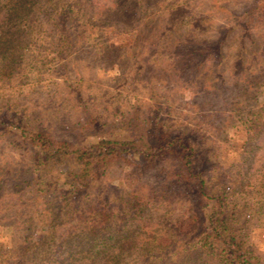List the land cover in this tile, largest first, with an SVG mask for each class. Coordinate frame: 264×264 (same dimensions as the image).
<instances>
[{"label":"trees","instance_id":"1","mask_svg":"<svg viewBox=\"0 0 264 264\" xmlns=\"http://www.w3.org/2000/svg\"><path fill=\"white\" fill-rule=\"evenodd\" d=\"M4 1L1 85L21 65L20 46L27 45L37 24L49 21L47 29L62 45L53 51L56 56L72 51L64 45V39L73 38L71 32L79 39L88 33L89 23L75 25L80 13L74 3L66 7L62 3L52 12L48 1ZM217 5L233 22L232 30H240L235 42L239 50L227 76L221 71L226 39H207L202 32L211 16H199L191 22L181 19L166 32L159 30L162 39L155 43L143 31L127 39L120 48L123 56L151 73L147 78L151 104L142 110L144 101L134 99L119 117L104 121L89 114L86 126L91 133L77 144L55 138L38 119L31 122L20 111L0 106V140L9 137L7 146L24 152L25 159L0 162V223L21 225L15 246L0 250V264H81L106 255L111 259L108 264H120L122 252L137 256L133 264H260L257 251L231 232L242 226L235 196L240 188L234 185L237 175L221 172L219 162L210 158L211 150L199 149L194 131L186 133L169 124L177 100L198 111L214 106L244 108L264 84V51L245 58L252 39L247 34L249 24L264 25V0H257L244 16L231 15L224 4ZM183 24L196 27L184 32L181 40L171 38ZM99 34L96 37L102 31ZM186 39L192 47L185 48ZM148 51L151 57L139 59L141 52ZM120 56L117 53L116 59ZM145 75L139 73L135 83ZM169 88L177 92L175 99ZM216 109L214 116L222 115ZM261 118L247 125L250 152L256 150L252 144ZM227 127L221 125L216 132ZM115 165L128 168L125 178L106 185ZM183 187L190 192L184 193ZM257 202L253 213L264 220V202ZM153 212L156 227L149 223ZM38 251L45 252L41 259Z\"/></svg>","mask_w":264,"mask_h":264},{"label":"rangeland","instance_id":"2","mask_svg":"<svg viewBox=\"0 0 264 264\" xmlns=\"http://www.w3.org/2000/svg\"><path fill=\"white\" fill-rule=\"evenodd\" d=\"M47 1L52 12L58 11L62 3H65V7L74 3V9L80 13V19H77L75 25L89 23L88 33L79 39L76 33L71 32L73 38L64 39V45H69L72 51L56 56L53 51L60 49L62 45L55 40L51 30L47 29L49 21L37 24L27 45L20 46L23 53L19 59L21 65L10 80L0 84V106L20 111V115L31 122L38 119L50 129L55 138L76 143L91 133L86 126L89 114L104 121L115 115L119 117L120 113L133 105L134 99L144 101L142 110L151 104L147 95L150 88L148 76L151 73L147 68L145 71L140 70V63L135 64L126 59L128 55L124 54V57L123 49H120L135 32L143 31V35H149V40L155 43L162 39L159 30L166 32L175 28L181 19L191 22L199 16H211V22L203 26L202 34L211 41L219 37L226 39L222 49L226 59L221 71L226 72L227 76L239 50L235 42L240 30H232L233 22L219 9L217 3L224 4L226 12L231 15L244 16V12L257 0H38L40 4ZM4 2L0 0V7ZM1 15L3 10L0 8V17ZM194 25L195 28L196 24ZM194 28L192 24L181 25L178 33L172 34L171 38L178 41L184 32ZM248 29L247 34L252 39L246 45L249 47L246 59L260 49L264 51V25L260 22L251 23ZM100 31L102 36L98 38L96 35H100ZM111 31L117 34L112 36ZM183 41L185 48L192 47L187 39ZM136 51L140 52V49L136 47ZM117 53H121L120 59H116ZM141 53L139 59L151 57L149 51ZM146 72L147 75L136 84L139 73ZM231 91L234 96L235 92L233 89ZM158 92L161 94L162 90ZM168 93L176 98L174 96L177 92L173 93L169 88ZM206 108L202 111L194 110L177 100L174 111L169 116V124L181 127L186 133L194 131L199 149L211 150L210 158L219 162L221 172L225 170L229 176L237 175L234 185L240 188L235 196L239 204L238 220L242 226L233 227L231 232L257 251L260 264H264V220L253 213L258 206L257 201L264 202V84L257 88L255 97L244 108ZM216 108H219L222 115L214 116ZM255 117H262V121L259 120L260 128L255 143H251L256 150L250 152L247 125ZM221 125L228 127L219 134L216 131ZM9 139L5 137L0 140V162L24 161V152L7 146ZM242 147L246 148V152L240 151ZM127 171L126 166L115 165L105 181L106 185L124 180ZM220 183L219 181L218 184ZM182 191L190 192V189L183 187ZM156 215L155 212L150 215L149 223L153 227L158 222ZM20 231L19 221L0 223V250L12 249L20 237ZM64 252L58 254V258H62ZM43 253L45 252L38 251L37 258L41 259ZM118 256L120 264H133L138 260L133 253L122 252ZM109 259L106 255L94 262L84 261L81 264H108Z\"/></svg>","mask_w":264,"mask_h":264}]
</instances>
